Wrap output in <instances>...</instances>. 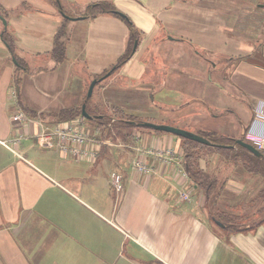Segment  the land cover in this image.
<instances>
[{"label":"crops","instance_id":"obj_1","mask_svg":"<svg viewBox=\"0 0 264 264\" xmlns=\"http://www.w3.org/2000/svg\"><path fill=\"white\" fill-rule=\"evenodd\" d=\"M258 1L0 0V16L6 20V26L0 20V264H264V223L226 239L207 220L203 199L192 188L185 169L186 177L160 163L152 175L132 169L135 148H179L181 141L176 137L144 130L140 140L125 144L109 136L99 138L95 132V141L107 140L109 144L100 146L93 161L42 150L30 138L21 142V154L2 144L13 134L10 118L17 110L28 116L37 113V118L43 113L54 122L52 114L80 104L86 80L88 83L111 70L125 52L129 36L125 20L102 14L80 22L84 25L80 59L69 65L74 37L68 30V26L72 29L69 20L64 23L60 11L75 9L82 11L77 15L82 16L87 6L97 2L111 4L139 33L135 50L114 72L116 76L137 82L180 81L176 87L161 83L153 94H149L151 88L138 90L152 96L151 100L177 94L205 97V103L220 107L218 113H209V123L216 126L234 114L233 138L264 133V124L255 119L256 112L264 110V98L246 94V108H225L233 97L227 93L228 101L223 100L225 91L211 77L216 63L206 66L198 51L227 54L222 61L232 64V78L242 76L264 87V53L259 63H234L233 59L242 53L245 39L241 36L247 37L249 22H244L241 11L250 12L248 7ZM255 5L260 11L261 3ZM60 26L68 34L65 60L46 62ZM260 26L264 30V20ZM4 33L13 40V54L5 45ZM259 40L255 37L264 49V41ZM45 62L53 71L59 67L57 91L52 78L44 80L39 90L31 85L42 76L33 78L30 71L42 70ZM74 64L85 69L86 77L72 85ZM17 70L25 74L20 85L13 82ZM146 73L153 75L145 77ZM229 77L219 74L221 81ZM13 90L15 97L11 96ZM115 92L124 98L123 91ZM128 104L125 100L117 107L126 111ZM217 132L229 136L228 131ZM111 150L118 153L120 161ZM220 169L210 171L219 179L229 176ZM113 172L122 176L119 192L112 186ZM240 178L242 175H233L226 180L225 193L231 195L230 200L237 197L241 201L245 183L238 181ZM184 190L190 194L188 201L179 199L178 193Z\"/></svg>","mask_w":264,"mask_h":264},{"label":"rangeland","instance_id":"obj_2","mask_svg":"<svg viewBox=\"0 0 264 264\" xmlns=\"http://www.w3.org/2000/svg\"><path fill=\"white\" fill-rule=\"evenodd\" d=\"M258 2L261 3L260 11H257V6L255 5ZM258 2L251 3L250 7H248L250 8L249 10L250 12L241 11L243 18L245 19L244 22L248 21L249 25H247L245 28L247 31L246 32L247 37L241 36V38L245 39V42L242 41V44H241L242 53L240 55L233 57L234 63H238L241 61H248V60L254 63H259L263 61V59L261 58V53H264V49H262L263 44L257 43L258 41H255V37L256 38L258 37L260 39L259 41L261 42L264 41V30L262 29L263 26H260L261 22L264 20V12L262 10V8L264 7V0H259ZM241 4H243L242 1H241ZM81 12L82 11H78L75 9L72 11L65 10V14H67V16H70L72 18L80 17L81 15L80 16H77V15H79ZM80 22H82V20H69V24L72 26V29L70 26H68V30L69 29L71 30L70 35L74 37V44L70 47L71 58L69 60V65L70 63L75 62L76 60L80 59V49L82 47V34L84 36L83 31H81L84 25L83 23H80ZM132 50H133V47H132ZM198 51H199L200 59H202V62L204 61L206 63V66H209L212 63H216L214 73H217V75L212 73L211 77L213 79H217L218 82H220L219 84H221L222 89L225 91V94L223 95L224 96L223 100L226 102L228 101L227 93H231V97H233L231 98L230 101L226 103L225 108L234 107V110L236 111H239L242 108H246V101H248V96L246 94H249L254 98H264V87H262L261 85H258L257 83H253L250 80L247 81L245 80L246 78L242 76H234L232 78L229 75L233 66L231 63H226V59L222 61V57L227 56V54L215 53V52L212 53L209 51L204 52L202 50H198ZM47 60L52 61L51 58L46 59V62ZM193 61L194 59L191 60V63ZM46 62L42 70L40 71L31 70L30 71L31 76L33 78H35V76L37 77L42 76L38 80L33 79V82L31 83V85L35 89L39 90L42 87L44 80H46L47 78H52L54 80L53 88L56 89L57 91V86L60 85V79H61V74L59 73V67H57L56 71H53V69H51ZM62 68L63 67L60 68L61 71H62ZM71 68L73 71L72 85L78 84L80 81H85L86 75H85V69L83 67H81L80 65L74 64ZM107 72H109V70H107L106 73ZM106 73L104 72L102 74H106ZM220 73L225 74V75L227 73L228 77L230 76L229 78L231 79L221 81L219 78ZM146 74L147 75H145V77H150L153 75V73L151 74L146 73ZM16 76H15V79H13L14 84H17V85L22 84L21 80L24 79L25 74H23V72H21L20 70H17ZM87 81L88 80L84 82L86 84V87L82 94L83 97H82L81 102H83V100L85 99L87 89L92 80L88 83ZM232 81L235 83V86L236 85L239 86V89H236L235 86H233ZM161 83L166 86L173 84L172 86L176 87L179 85L180 81L175 80L174 82H172L169 80V81L160 82L158 80L150 79L144 82H140V81L137 82L132 79H126L122 76H116L113 71L108 77L103 78L96 83V85L94 86L93 92H92L93 94L89 98L90 101L88 103V108L93 113H101L106 108H112L114 106H119L120 104L124 103L125 100H127L129 102L128 108H130L129 110L128 109L126 110L127 112H130L131 114L139 116L142 119L150 120L151 123L169 125V126L178 127L181 129L183 128L184 130H187L195 134L202 133V131H206V130L208 131L224 130V131H228L230 138L233 139L232 132L234 129L232 127L233 126L232 124H234L235 122L234 114L228 117V121L226 119L225 121L218 122L216 123V126L213 125V123H209L210 122L209 120L212 118V117H209V113L210 112L218 113V111L220 110V107L216 106L214 103L212 104V106L205 103L204 102V100H206L205 97L197 96L196 98H193V97L187 98L180 94H177L175 96H169V97L165 96L163 98L155 97L154 100L153 99L151 100L152 96L151 97L146 96V93H140L138 90V89H143L145 87L151 88V92L149 94H153L152 91H156L157 89H159V86L161 85ZM184 83H187V82H184ZM37 87H40V88H37ZM117 89L125 93L123 94L124 95L123 99L120 98L121 96L119 95V92H115L117 91ZM48 92L49 91L47 90L42 93L44 94ZM208 98H212V97L208 96ZM163 99H165L164 100L165 102H159ZM172 101H176V104H174L175 102L172 103ZM81 102L77 106H80ZM166 102H171V103H166ZM209 106H210L211 111H207V108ZM18 111H21V110H17L16 112ZM23 113L31 119H39L37 118V116L35 118L32 116H28L25 112ZM14 114H12L10 118L12 130H13V134L10 137V139L14 135V129H13L14 123L12 122V116ZM77 119H81V122L84 125V127L89 132H91L90 126L87 125L88 123L86 124V122H84L81 117ZM52 120L54 121V119ZM206 121L208 122V124L206 123ZM223 122L226 124L222 126ZM169 136H172V135H169ZM26 138H29V137H25V139ZM20 144L19 146H13L14 147L13 149H15L18 153L21 154L22 152H21ZM112 148L113 150L115 149V147H112ZM188 150L190 151V149ZM196 151L198 152V156L201 157L199 164L202 169L206 168V161H209L210 166L208 165V168L210 170L216 171L220 169L219 168L220 167L219 157L217 156V154L212 153L210 151H205V150L196 149ZM110 152L114 158L120 161V157L117 156L118 153L116 151L111 150ZM232 170L224 171L222 172V174L229 175L228 178L233 176V174L234 176L241 174L238 172V170H233V174H231ZM238 181H241V182L243 181L245 183L243 193L240 195V200L242 202H247L250 199L254 198L262 186L261 180L259 178L250 176L245 173L242 174V178L238 179ZM256 209L257 208L252 209L250 210V212L253 213L256 211ZM262 218H264V211L259 216H255L253 218V221H258ZM216 230L220 234V231L217 228Z\"/></svg>","mask_w":264,"mask_h":264},{"label":"trees","instance_id":"obj_3","mask_svg":"<svg viewBox=\"0 0 264 264\" xmlns=\"http://www.w3.org/2000/svg\"><path fill=\"white\" fill-rule=\"evenodd\" d=\"M63 13L65 14V12ZM107 13L123 18L129 29L127 48L112 68V72H115L131 57L134 42H139V33L128 19L122 17L111 4L106 2H97L87 6L83 16H85V18L94 19L99 15ZM62 18L64 23L68 21V19L63 16ZM3 39L9 52L13 54L14 43L12 38L4 33ZM67 40L68 38L65 27L60 26L54 36L53 47L49 54V57L58 64L65 60ZM103 75L104 74L97 76L95 79L99 80ZM84 100L82 103H84ZM89 101V99L86 101L85 108L86 112L94 117L91 120H87L81 116L82 103L80 106L65 108L52 114V117L55 119L54 122H49L47 120L48 116L43 113L39 114V118L43 122L48 121L49 124L54 125L59 122L81 117L86 124L88 123L87 125L90 126L92 133L97 132L99 134V138L109 136L114 140L120 139L125 144H131L134 141V134H141V131L144 130L172 135L138 126L139 123L145 121L150 122V120L142 119L117 106L106 108L101 113H93L88 108ZM36 114L34 113L30 116L36 117ZM197 134L205 137L216 146H206L175 135L172 136L181 141L180 151L182 154V166L188 174L192 188L203 199L202 208L206 210L207 220L213 224L226 239L232 234L246 232L264 223V218L251 222L255 216H259L264 211V150L261 151V156H255L246 148L235 144L234 141L236 139L245 140V135L240 138L231 139L229 136L220 134L217 131H202V133ZM188 149H190V151ZM196 149L210 151L217 154L219 157L220 168L223 167L226 171H231L232 169L238 170V172L241 173L238 175L245 173L259 178L262 186L257 192V195L247 202L237 201V197H234V200H230L229 196L231 195L227 192L225 193V183L228 176L225 179H219L217 175L215 176L208 168V165L210 166L209 161H206V168L203 170L199 164L201 157L198 156ZM233 170L231 174H233ZM231 201H233V203H231ZM255 208H257L255 212H250V210ZM215 222H218L221 226L217 225Z\"/></svg>","mask_w":264,"mask_h":264},{"label":"built area","instance_id":"obj_4","mask_svg":"<svg viewBox=\"0 0 264 264\" xmlns=\"http://www.w3.org/2000/svg\"><path fill=\"white\" fill-rule=\"evenodd\" d=\"M14 97V91L11 92ZM263 109V108H262ZM257 122L264 124V110L256 113ZM14 123L13 137L2 144L14 154H17L13 146H19L20 142L29 137L33 140L34 145L42 150H57L60 154L67 155L76 160L93 161L102 144H109L107 140L95 141L94 134L89 132L81 122V119H72L49 124L48 121L41 119H31L23 112L18 111L12 116ZM135 140H140V135H134ZM246 139L252 143L258 150H264V133L257 135L252 133L246 134ZM178 148V147H176ZM172 146H138L135 148L136 157L131 161L134 171L152 175L156 171V166L162 164L164 168L173 167L175 173L179 176L186 177V173L181 165L182 154L178 149ZM112 186L115 191L122 190V176L113 172L110 175ZM179 198L182 201L189 200V193L181 191Z\"/></svg>","mask_w":264,"mask_h":264},{"label":"water","instance_id":"obj_5","mask_svg":"<svg viewBox=\"0 0 264 264\" xmlns=\"http://www.w3.org/2000/svg\"><path fill=\"white\" fill-rule=\"evenodd\" d=\"M60 14L68 19V20H82V19H85V16H80V17H76V18H72L70 16H67L65 15L63 12L60 11ZM120 14V13H119ZM122 17H124L122 14H120ZM125 18V17H124ZM0 20L2 21V24L3 26H6V20L0 16ZM137 46V43L134 42V45H133V50H135ZM113 69H111L109 72H107L106 74H104L99 80L97 79H93L90 84H89V87L87 89V93H86V97H85V100H84V103H82L81 105V116L84 117L85 119L87 120H91L93 119L94 117L90 116L87 112H86V108H85V103L86 101L90 98V96L92 95V92H93V89H94V86L96 85V83L98 81H100L101 79L103 78H106L108 77L111 72H112ZM138 126L140 127H145V128H149V129H152L154 131H160V132H165V133H169V134H172V135H175V136H178V137H181V138H185V139H188V140H191V141H194V142H197V143H200L202 145H206V146H216L215 144H212L208 139H206L205 137L203 136H200L198 134H195V133H192V132H189L187 130H184V129H181V128H178V127H174V126H169V125H163V124H154V123H151V122H142V123H139ZM235 144H238L244 148H246L249 152H251L252 154H254L255 156H261V152L258 151L255 147H253L251 144L243 141L242 139H236L235 141ZM223 147H231V146H223ZM217 225H220L218 222H215ZM221 226V225H220Z\"/></svg>","mask_w":264,"mask_h":264}]
</instances>
